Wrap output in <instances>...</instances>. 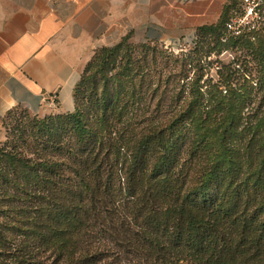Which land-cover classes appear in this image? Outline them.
I'll use <instances>...</instances> for the list:
<instances>
[{
	"label": "trees",
	"instance_id": "16d2710c",
	"mask_svg": "<svg viewBox=\"0 0 264 264\" xmlns=\"http://www.w3.org/2000/svg\"><path fill=\"white\" fill-rule=\"evenodd\" d=\"M240 2L229 0L216 23L197 28L184 67L192 68L196 60L193 68L199 65L196 53L211 55L241 39L250 46L257 41L256 51L264 52L259 30L227 34ZM129 38L96 50L74 89L73 112L39 121V131L48 135L74 123L77 144L70 143L62 157L59 152L60 157L37 160L7 151L6 143L0 148V244L8 234L79 239L93 213V238L108 240L125 259L264 264V142L259 150L239 143L243 87L227 81V95L220 91L208 99L192 78V98L178 102L170 122L138 136L140 126L130 111L149 92V63L134 55L137 46ZM84 103H92L93 126L81 109ZM72 172L81 201L64 209L56 186ZM39 187L48 190L43 198L50 203L33 217L29 205L14 202L25 201ZM87 199L93 202L84 206Z\"/></svg>",
	"mask_w": 264,
	"mask_h": 264
},
{
	"label": "rangeland",
	"instance_id": "374dc122",
	"mask_svg": "<svg viewBox=\"0 0 264 264\" xmlns=\"http://www.w3.org/2000/svg\"><path fill=\"white\" fill-rule=\"evenodd\" d=\"M241 9L242 5H239L238 11ZM259 31L258 39L261 34L264 35V28ZM256 42L250 46L241 39L235 46L213 51L211 55L196 53V56H201L199 58L201 60L195 68L193 66L197 60L192 63V68L188 65L184 67L182 64L194 48L193 43H181L178 46L133 43L137 46L134 55L146 56L149 63L147 72L150 76L147 78L149 85H146L149 92L145 95V99L139 102L140 107L134 106L130 111L134 115L133 124L140 126L141 132L138 131V136L143 132L147 133L151 127L160 128L170 122L177 113L178 102L192 98V78L199 80L197 84L208 99L219 97L220 91L227 95L228 87L225 82L230 81L234 88L243 87L242 91L246 95L242 123L238 126L243 135L239 143L244 147L250 145L252 150H259L264 142V52L261 54L256 51L258 48ZM113 73H116V69ZM186 74L188 77H185ZM82 106L81 109L87 115L88 125L93 126L92 103H84ZM74 110L75 108L72 111L50 112L46 115L55 117ZM43 117L35 116L20 107L13 109L5 118L6 132L0 148L7 144V151L14 150L37 160L40 157H60L59 152H62V157L70 143L77 144L78 138L72 130L74 123L70 121L67 129L61 127L60 132L48 135L40 132L38 128V123ZM259 121L261 122L258 123ZM60 138L61 145L58 146L57 139ZM80 143L82 145V142ZM0 167H3V164H0ZM73 174L74 172L69 173L67 178L62 179L61 184L56 186L59 202L64 209L65 205L73 207L81 201L78 195L81 186L79 181L70 177ZM34 190L37 193L30 198L14 202L17 207L29 205V215L33 217L43 213V207L50 203L48 199L43 198L44 191L48 192V190H44L43 187ZM92 202L87 199L84 206ZM87 220L88 224H85L87 226L82 230L84 234L79 239L52 241L41 236L8 234L5 241L0 244V262L3 264H148L144 259H125L108 240L94 239L93 213Z\"/></svg>",
	"mask_w": 264,
	"mask_h": 264
},
{
	"label": "crops",
	"instance_id": "0c3cea01",
	"mask_svg": "<svg viewBox=\"0 0 264 264\" xmlns=\"http://www.w3.org/2000/svg\"><path fill=\"white\" fill-rule=\"evenodd\" d=\"M229 0H0V144L4 116L72 111L96 50L132 43H191ZM57 96L55 107L49 99Z\"/></svg>",
	"mask_w": 264,
	"mask_h": 264
},
{
	"label": "built area",
	"instance_id": "2783aa9c",
	"mask_svg": "<svg viewBox=\"0 0 264 264\" xmlns=\"http://www.w3.org/2000/svg\"><path fill=\"white\" fill-rule=\"evenodd\" d=\"M240 5L242 9L237 11L226 24L227 34L240 36L264 28V0H241ZM56 103L57 96L53 95L49 99V104L55 107Z\"/></svg>",
	"mask_w": 264,
	"mask_h": 264
}]
</instances>
